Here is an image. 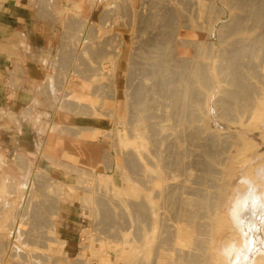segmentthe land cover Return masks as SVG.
Returning <instances> with one entry per match:
<instances>
[{"label": "crops", "instance_id": "obj_1", "mask_svg": "<svg viewBox=\"0 0 264 264\" xmlns=\"http://www.w3.org/2000/svg\"><path fill=\"white\" fill-rule=\"evenodd\" d=\"M206 1L0 0V246L12 243L31 261L35 254L42 259L52 226L54 242L74 257L84 235L101 224L122 245L111 257L141 258L143 229L157 215L143 197L165 179V171L157 173L159 162L166 164V139L152 101L178 105L174 112L183 118L176 131L197 132L199 140L205 131L198 112L204 84L193 83L195 73L187 80L195 99L186 116L176 77L164 98L157 88L149 91L164 51L160 21L171 17L165 33L177 37L180 21L198 19ZM185 25L200 34L196 22ZM198 50L195 43L186 52ZM173 55L170 67L198 66ZM94 145L100 163L85 171L81 166H92L97 155Z\"/></svg>", "mask_w": 264, "mask_h": 264}, {"label": "rangeland", "instance_id": "obj_2", "mask_svg": "<svg viewBox=\"0 0 264 264\" xmlns=\"http://www.w3.org/2000/svg\"><path fill=\"white\" fill-rule=\"evenodd\" d=\"M262 1V4H256L253 0L244 7L229 0H207L205 4L199 3L204 13L200 12L198 19L187 20V24L196 22V26L201 27L196 29L197 32H206L202 21L204 24L216 18L229 21L237 15L252 18L248 30L224 35L223 41L225 47L238 49L239 55L246 57L251 64L242 67L240 75L243 73V83L252 90L253 103L245 113L221 115L213 102L224 88L229 87L219 83L215 87L205 84L204 93L209 97L211 118H206L207 126L204 132L200 131L199 140L197 132L181 133V126L178 131L175 130V124L182 122L183 114L179 117L175 114L178 105L171 100L164 102L165 113L159 116V124L161 136L166 139L161 145L165 151L166 166L159 162L157 176L165 171V179L153 186L154 195L143 197L151 213L156 211L157 215L153 218L151 229H143L141 258L111 257L115 253L111 254L112 249L122 245L117 238L110 241L106 228L101 224L93 233L90 231L84 235L76 257H70L62 245L54 242L51 226L46 229L47 242L38 252L43 256L41 264H86L88 261L100 264L104 258L108 264H232L238 251L247 244L237 224L243 198L253 190L264 201V38L259 37L264 32V12L257 11L258 6L264 9ZM256 21L260 22V26ZM166 36L172 37L168 34L161 36L162 44ZM251 36L258 42L249 47L239 42ZM198 46H202L203 51L202 56H196L200 62L207 60L212 52L218 53L204 43ZM189 48L187 46L185 50ZM215 48L220 50V47ZM189 57L195 60V57ZM168 68L166 77L170 80L176 77L177 69L179 75L189 72L187 77L195 73L193 67ZM204 68L205 73L215 76L216 67ZM196 69L197 72L203 68L197 66ZM211 96L214 97L213 102ZM184 111L187 115L190 110ZM228 133L235 136L234 141L231 139L233 144L227 139ZM181 139L183 148L178 147ZM93 149L97 155L92 166H81L85 171L94 172L100 163L101 151L94 146ZM181 152L184 155L179 156ZM168 184L171 185L172 196L170 208L165 210L164 193ZM113 199L118 200V197L114 195ZM35 201L38 198L31 197L30 203ZM3 248L4 245L0 246V251ZM1 255L0 264H12L13 259L6 258L4 252ZM257 264H264V253Z\"/></svg>", "mask_w": 264, "mask_h": 264}, {"label": "bare ground", "instance_id": "obj_3", "mask_svg": "<svg viewBox=\"0 0 264 264\" xmlns=\"http://www.w3.org/2000/svg\"><path fill=\"white\" fill-rule=\"evenodd\" d=\"M229 1H232L234 3H239L241 5H245L244 7H246L247 4L253 3V0L252 1L229 0ZM254 2L256 4L257 3L262 4L263 1L254 0ZM257 11L264 12V9L258 6ZM250 20H252L251 17L244 15L242 16L237 15L231 17L229 21H223L222 18L210 19L206 21L205 24L202 21L201 22L202 25L206 27L205 28L206 32L203 30L202 32H200L199 35L196 36L191 35V33L188 32V29L184 28L187 26L185 25L187 22L185 23L180 22L179 25L181 26V28L177 33L178 37H176V35H172V37L170 38L166 36V38H164L163 40L164 41L163 44L165 47H163L161 44L160 37L168 34L165 32L166 30H168L167 25L171 21V17L167 16L163 18V20H161L160 22L161 23L165 22L166 25L163 26L165 30L162 33L161 31H159L158 38L160 40L159 45L163 47L164 51L162 55L158 54V63L156 66L157 85L156 87H153V89L149 91H152L154 95L157 88L158 91L157 98L158 97L164 98L163 95L170 94L166 92H170L172 89V84H175V82L173 81L175 77L172 78L171 80L169 79V77H166V75L169 74L168 67H170L169 65L170 60L168 59V55L169 56L173 55L171 51V47H172L171 44L173 42V45L174 44L178 45V48L177 45L175 48L176 52L179 49L178 54L173 55L176 56L175 61L179 62L187 59L188 56H192V57L195 56V60L198 67L203 68L201 69V71H197V72H196L197 69L195 68V80L193 81V83L194 82L196 83V81L197 83H199L203 80L204 89H205V84H207V86L215 87L217 83L229 87L227 89L224 88L220 97L214 102H213L214 97L211 96V98L213 97L211 101L213 102L215 107L222 112L221 115H230L234 112H236L237 114H242L247 112V110L250 108V105L253 103V96H251L252 90L250 89V87L246 86L243 83L241 78V75H243V73H241L240 75V72L242 67H248L250 63H248L246 57H241L239 55L238 49H234V48L230 49L225 47L223 36L231 33H235L237 31L240 32L243 30H248ZM219 22L221 23L219 24ZM256 22L258 26H260V22L259 21ZM259 37L263 39L264 32H262L259 35ZM193 42H197L196 48L200 49V52L198 50L195 51L193 54L188 55L185 48L187 46L193 47L195 45V43ZM239 42L245 43V45H248L249 47L254 43L258 42V39H254L251 36V37H247L246 39L240 40ZM202 43L211 46L213 51H218V53L212 52L213 54L209 58H207V60L205 59V61L200 62L196 59V56L198 55L202 56V46L200 47L198 46L199 44ZM215 47H220V50L216 49ZM167 49L169 50V54L167 52ZM206 66L216 67L215 76L210 72L205 73L204 67ZM188 73L189 72L183 73V75H179V71L177 69L176 80L178 82H181L182 84L176 87L175 92L178 94V96L180 95L182 98L180 101L181 111L188 110L195 99V94L191 87L192 83H189L193 80L194 74L193 76L187 77ZM146 74L150 76L149 69L146 70ZM152 76H153V70H152ZM187 80L189 82H187ZM200 96H201V101L198 112L200 117V123L201 124L203 123L205 127L207 126L206 118L207 117L211 118L210 115L211 113L208 110L209 97L206 96L205 93L202 97V83L200 85ZM139 101H140L139 102L140 105H142L143 107H148L146 101H141V100ZM164 102L165 100H157L156 98L152 101L153 110L154 108L156 109L158 116L165 113ZM202 103L204 106L203 114H202ZM184 115H185V111H184ZM234 138H235L234 135H231L230 133L227 134V139L230 140L231 144H233L232 141H234ZM94 147L99 149V145H94ZM170 186H171L170 184L166 185V189L164 193L165 210H168L170 208L171 196H172V191H170ZM115 203L117 205L118 200H115ZM237 224L239 231L241 232L247 244L244 247V249H240L238 251L232 264H257L258 259L264 253V201L253 190L249 191L241 202V210L238 214ZM1 252L2 253L4 252V254L7 255L6 258L13 259L12 264H32V262H34L33 264H41V262L43 261V259L41 260L37 254H35L33 257L34 261H31V259L27 258L24 254H22L20 250L16 248L12 243H8L7 245H4V248L3 250H1ZM86 264H91V263L88 261L86 262ZM92 264H94V262ZM95 264H99L98 261H96ZM100 264H108L107 259L104 258V260H102Z\"/></svg>", "mask_w": 264, "mask_h": 264}]
</instances>
